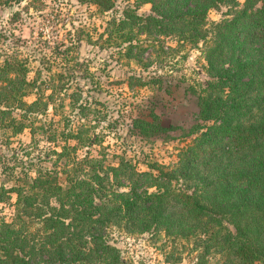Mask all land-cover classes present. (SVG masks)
Here are the masks:
<instances>
[{"label":"trees","instance_id":"16d2710c","mask_svg":"<svg viewBox=\"0 0 264 264\" xmlns=\"http://www.w3.org/2000/svg\"><path fill=\"white\" fill-rule=\"evenodd\" d=\"M78 1L100 14L113 4ZM183 1L140 0L153 13L130 9L112 16L99 35L101 44L125 43L129 54L134 30L202 44L212 81L193 92L196 122L222 121L215 131L232 133L231 144L211 147L196 162L185 156L174 169L150 166L140 172L122 158L117 166L108 164L104 151L92 155L100 141L91 132L58 131L45 122L50 107L62 115L71 102L66 73L42 78L38 71L29 80L27 60L8 56L0 62L1 142L28 130L30 144L20 146L26 156L41 141L53 146L27 164L16 155L10 161L0 156V203L12 209L8 221L0 220V264H121L120 250L106 236L113 227L151 232L170 249L164 252L166 264L180 262V256L172 259V250L184 243L192 246L193 264H264V0H245L242 7L237 0H191L196 7L191 11L183 9ZM223 4L231 18L210 21L208 11ZM242 22L245 29L237 31ZM29 96L32 102L26 101ZM150 116V121L135 118L132 127L142 136L168 131L152 111ZM203 125L196 123L188 136L212 134V127ZM83 148L89 151L79 156ZM45 161L50 166H42ZM120 176L129 183L126 191Z\"/></svg>","mask_w":264,"mask_h":264},{"label":"rangeland","instance_id":"374dc122","mask_svg":"<svg viewBox=\"0 0 264 264\" xmlns=\"http://www.w3.org/2000/svg\"><path fill=\"white\" fill-rule=\"evenodd\" d=\"M237 1L242 7L245 0ZM112 2V9L100 14L95 6L78 0H0V62L10 55L27 60L29 80L38 71L42 78L66 73L64 81L69 86L68 95L73 94L74 106H69L68 100L62 115L60 108L54 115L50 107L45 122L58 131L72 130L82 135L91 132L105 148L100 150V145H93L92 155L104 151L101 153L105 154L108 164L117 166L122 158L140 172H149L150 166L181 167L185 156L196 162L211 147L230 145L232 133L215 131L223 126L222 121L196 122L198 107L193 92L206 88L212 81L202 44L176 43L172 37L146 36L134 30L130 34L133 48L129 54L125 43L121 47H105L99 35L104 33L112 16H122L130 9L137 10L138 14L153 13L151 5L142 4L140 0ZM184 3V10H195L191 0ZM228 6L223 4L209 10L210 21L230 19ZM244 29V22L236 28L242 32ZM210 91L216 93L218 89ZM33 100L34 96L26 98L27 102ZM151 111L159 117L161 126L169 129L160 135L142 136L132 127V121L135 118L150 121ZM196 123L211 126L212 134L188 136ZM30 141L28 130L11 137L8 143H2L0 136V156L10 161V157L16 155L27 164L29 160L36 161L40 150L44 157L53 146L41 141L39 149L26 156L27 150L20 146ZM70 144L75 143L70 141ZM87 151L89 148H83L78 155ZM41 164L50 166L51 163ZM177 178L182 188L184 182L179 175ZM118 181L121 190L126 191L128 181L121 176ZM140 190L153 191V188ZM11 214L12 209L0 203V220L8 221ZM106 236L109 244L120 250L121 264H166L164 252L170 249L151 232L130 234L113 227L106 230ZM176 246L178 250H172V259L180 256L177 264H193L192 246L187 243Z\"/></svg>","mask_w":264,"mask_h":264}]
</instances>
